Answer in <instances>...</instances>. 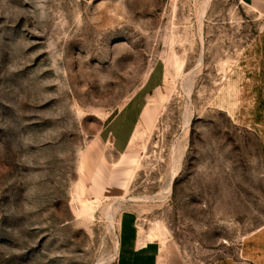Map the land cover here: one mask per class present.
<instances>
[{
	"label": "rangeland",
	"instance_id": "1",
	"mask_svg": "<svg viewBox=\"0 0 264 264\" xmlns=\"http://www.w3.org/2000/svg\"><path fill=\"white\" fill-rule=\"evenodd\" d=\"M263 30L242 0H0V264H116L125 208L184 264H264V101L232 75ZM155 63L125 194L83 196V152Z\"/></svg>",
	"mask_w": 264,
	"mask_h": 264
},
{
	"label": "crops",
	"instance_id": "2",
	"mask_svg": "<svg viewBox=\"0 0 264 264\" xmlns=\"http://www.w3.org/2000/svg\"><path fill=\"white\" fill-rule=\"evenodd\" d=\"M242 2L264 18V0ZM255 47L256 55L261 56L255 55L257 59L254 63L239 61L233 66L232 75L236 70H242L236 76L240 80L244 99H250L249 94H252L255 100L264 101V34ZM250 69L253 71L250 72ZM257 78L258 83L263 82L262 88L254 85L252 93L249 85L256 83ZM164 87V73L155 63L138 90L103 122L81 157L78 185L83 196L99 199L105 196L118 198L125 194L131 179L128 163L131 146L139 133L152 125L156 105L167 97ZM117 232L116 264H184L174 251L163 250L165 243L151 240L147 231L139 228L138 217L133 209L121 211ZM239 250L241 260L228 257L214 264H263L258 257L251 256L244 244Z\"/></svg>",
	"mask_w": 264,
	"mask_h": 264
},
{
	"label": "bare ground",
	"instance_id": "3",
	"mask_svg": "<svg viewBox=\"0 0 264 264\" xmlns=\"http://www.w3.org/2000/svg\"><path fill=\"white\" fill-rule=\"evenodd\" d=\"M170 187V186H169ZM88 202V201H87ZM157 226V225H156ZM160 231H162L163 229L159 228ZM117 247H118V242H116V245H115V255H117Z\"/></svg>",
	"mask_w": 264,
	"mask_h": 264
}]
</instances>
